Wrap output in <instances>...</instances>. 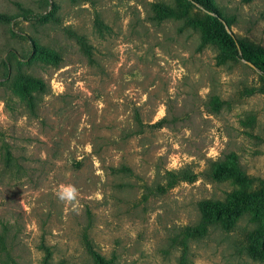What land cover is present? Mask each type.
<instances>
[{
  "label": "rangeland",
  "instance_id": "1",
  "mask_svg": "<svg viewBox=\"0 0 264 264\" xmlns=\"http://www.w3.org/2000/svg\"><path fill=\"white\" fill-rule=\"evenodd\" d=\"M228 33L264 48V0H210ZM15 4L45 21H24ZM0 264H264L249 212L196 227L235 154L264 180V81L204 35L185 0H0ZM35 80L41 84H31ZM163 122L158 125L160 121ZM193 183L168 187L166 173Z\"/></svg>",
  "mask_w": 264,
  "mask_h": 264
},
{
  "label": "trees",
  "instance_id": "2",
  "mask_svg": "<svg viewBox=\"0 0 264 264\" xmlns=\"http://www.w3.org/2000/svg\"><path fill=\"white\" fill-rule=\"evenodd\" d=\"M185 1L204 13L206 17L203 25L204 35L234 57H239L249 66L257 69L264 81V48L247 40L236 38L231 32L228 33L225 26L229 27L230 21L211 4L210 0ZM15 5L22 12L20 16L24 21H45L44 15H33L20 4ZM15 18L14 15L0 13V23H9ZM30 83L41 84L35 80H30ZM162 122L163 120L158 125ZM212 176L215 179H225L237 188L228 194L225 200L199 203L200 221L196 227L184 230V236L182 235L179 241L180 247L185 252L188 241L203 238L210 227H218L225 232L231 231L243 214L249 212L252 216L251 221L255 224V230L247 234L246 252L252 259L264 262V180H259L257 189H252L253 179L242 171L235 154H230L225 160L216 163ZM195 179V174L185 169L166 173L168 187L178 182L193 183ZM86 247L95 264H107L106 260L93 250L89 241L86 242Z\"/></svg>",
  "mask_w": 264,
  "mask_h": 264
}]
</instances>
